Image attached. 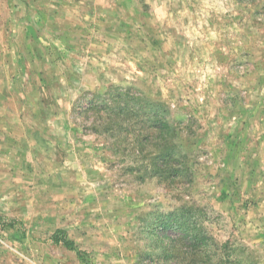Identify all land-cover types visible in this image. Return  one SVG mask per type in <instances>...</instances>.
I'll return each instance as SVG.
<instances>
[{
    "label": "rangeland",
    "instance_id": "374dc122",
    "mask_svg": "<svg viewBox=\"0 0 264 264\" xmlns=\"http://www.w3.org/2000/svg\"><path fill=\"white\" fill-rule=\"evenodd\" d=\"M198 231L264 264V0H0V264H190Z\"/></svg>",
    "mask_w": 264,
    "mask_h": 264
},
{
    "label": "trees",
    "instance_id": "16d2710c",
    "mask_svg": "<svg viewBox=\"0 0 264 264\" xmlns=\"http://www.w3.org/2000/svg\"><path fill=\"white\" fill-rule=\"evenodd\" d=\"M59 233H60L59 231H56L55 233H53V235H52L53 241L55 243H59V242L63 241L65 246L71 247L72 242L68 241V240H64L63 238H60ZM186 237L189 238V240H191L189 244H191V246L193 247V251H192L193 254L190 255L192 257L190 258V262L189 263L190 264H195V262H198V257H196L195 260H194L193 255L197 254L198 252H200L201 243H202L203 239H205V240L207 239L208 240V236L206 235L205 232L198 231L197 234H193L191 237H189L187 235Z\"/></svg>",
    "mask_w": 264,
    "mask_h": 264
}]
</instances>
